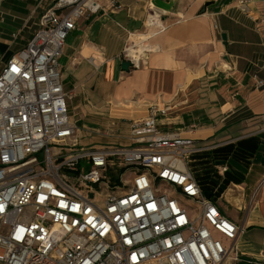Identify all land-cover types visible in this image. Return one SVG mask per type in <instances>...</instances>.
I'll list each match as a JSON object with an SVG mask.
<instances>
[{
  "label": "built area",
  "instance_id": "obj_1",
  "mask_svg": "<svg viewBox=\"0 0 264 264\" xmlns=\"http://www.w3.org/2000/svg\"><path fill=\"white\" fill-rule=\"evenodd\" d=\"M251 5L235 4L246 16ZM99 10V0H54L0 66V264H224L238 227L187 168L193 140L159 128L166 109L129 122L132 146L80 144L60 60L79 20ZM120 60L144 63L126 49Z\"/></svg>",
  "mask_w": 264,
  "mask_h": 264
},
{
  "label": "crops",
  "instance_id": "obj_2",
  "mask_svg": "<svg viewBox=\"0 0 264 264\" xmlns=\"http://www.w3.org/2000/svg\"><path fill=\"white\" fill-rule=\"evenodd\" d=\"M99 2L97 14L79 20L60 60L64 89L73 95L71 119L94 124L82 125L85 132L112 137L125 130L130 136L131 120H143L149 108L166 109L159 128L193 140L187 168L238 227L224 264H264V87L254 89L251 80L253 73L264 77V0H252L251 16L236 8V0H116L117 11L107 0ZM53 3L0 2V55L29 25L36 30ZM152 8L164 26L152 39L157 51L123 72L127 40L145 32Z\"/></svg>",
  "mask_w": 264,
  "mask_h": 264
},
{
  "label": "rangeland",
  "instance_id": "obj_3",
  "mask_svg": "<svg viewBox=\"0 0 264 264\" xmlns=\"http://www.w3.org/2000/svg\"><path fill=\"white\" fill-rule=\"evenodd\" d=\"M149 14H155L154 9H152L151 11H149L146 16H145V20L148 17ZM160 16V14H159ZM35 26L29 25V29H24L20 35V39H18L15 43L10 44V50L6 49L5 52L3 54L0 55V66H2V62L4 61V59L10 54V52H12L15 48H21V46L24 43L25 40L29 39L32 34L34 33L35 30ZM146 28L143 30L145 31ZM159 32H161L159 30ZM75 35L74 33H70V35L68 36L67 40H66V45L72 41L74 39ZM133 69V68H131ZM71 104H74V101H71ZM73 107V106H72ZM71 113L70 109H69V114ZM73 114H75V112L72 111ZM71 115V114H70ZM75 116V115H74ZM77 118V117H76ZM82 125H86V126H91L94 124H90L89 120L83 121L82 123H77V126L79 127V129H81V132L83 133V140L81 141V145L89 147V146H94V145H103V146H120V147H127L130 145V136L128 134V132H126L125 130H121L120 135H114L112 137H103L101 135H96L92 132H85V130H83ZM98 127V126H97Z\"/></svg>",
  "mask_w": 264,
  "mask_h": 264
},
{
  "label": "bare ground",
  "instance_id": "obj_4",
  "mask_svg": "<svg viewBox=\"0 0 264 264\" xmlns=\"http://www.w3.org/2000/svg\"><path fill=\"white\" fill-rule=\"evenodd\" d=\"M154 11L155 14H149L145 20V32H134L127 40L126 54L135 66L145 62L149 54L157 51L152 39L160 34L159 30L162 31L164 26L159 18L161 12L156 9ZM83 54L86 55V51Z\"/></svg>",
  "mask_w": 264,
  "mask_h": 264
},
{
  "label": "water",
  "instance_id": "obj_5",
  "mask_svg": "<svg viewBox=\"0 0 264 264\" xmlns=\"http://www.w3.org/2000/svg\"><path fill=\"white\" fill-rule=\"evenodd\" d=\"M207 5L208 4H205L203 6V8L200 10L199 14H203L205 12V8L207 7ZM221 39H222V41L224 43V46H226V37H225L224 34L221 36ZM120 69L123 72H128L131 69V65H130V63L128 61H121L120 62ZM206 196H208V194H206Z\"/></svg>",
  "mask_w": 264,
  "mask_h": 264
},
{
  "label": "trees",
  "instance_id": "obj_6",
  "mask_svg": "<svg viewBox=\"0 0 264 264\" xmlns=\"http://www.w3.org/2000/svg\"><path fill=\"white\" fill-rule=\"evenodd\" d=\"M52 5H53V4H52ZM52 5H51L49 8H51V7H52ZM49 8H48V9H49ZM48 9H47V10H48ZM47 10H46V11H47Z\"/></svg>",
  "mask_w": 264,
  "mask_h": 264
}]
</instances>
